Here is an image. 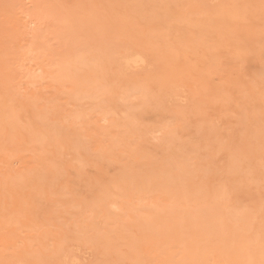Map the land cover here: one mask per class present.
<instances>
[{"label":"rangeland","instance_id":"obj_1","mask_svg":"<svg viewBox=\"0 0 264 264\" xmlns=\"http://www.w3.org/2000/svg\"><path fill=\"white\" fill-rule=\"evenodd\" d=\"M0 264H264V0H0Z\"/></svg>","mask_w":264,"mask_h":264}]
</instances>
